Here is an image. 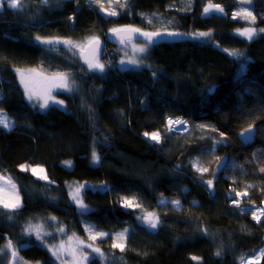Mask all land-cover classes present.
<instances>
[{"label": "trees", "instance_id": "obj_1", "mask_svg": "<svg viewBox=\"0 0 264 264\" xmlns=\"http://www.w3.org/2000/svg\"><path fill=\"white\" fill-rule=\"evenodd\" d=\"M211 2L225 12L205 16L209 0H190V6L189 0H129L124 9L116 3L119 15L108 16L84 0H65L60 9L40 8L41 0H31L34 22H27L26 13L5 6L0 15V111L12 128L0 126V174L16 183L22 207L14 213L0 207V248L11 239L24 261L55 264L35 234L24 232L29 222L43 225L53 216L64 228L63 233L54 227L51 231L58 241L75 234L105 253L107 260L93 258L88 264H239L242 255L247 258L264 248V219L257 223L252 211H240L264 203V33L251 41L239 38L236 30L249 22L232 18L247 5L257 17L251 26L264 28V0ZM125 25L211 35H182L176 43L152 45L141 69L119 72L105 66L100 73L84 65L72 67L80 89L56 95L64 109L51 106L41 112L25 100L14 68L40 65L44 50L36 36L83 41ZM170 116L185 119L187 131L167 133ZM249 124L256 135L244 146L239 135ZM156 131L160 143L143 135ZM93 150L100 158L95 165ZM197 159L208 172L192 167L190 161ZM25 164L43 167L52 183L21 171ZM213 172L209 191L204 181ZM82 183L107 186L83 190L91 209L83 214L68 201L66 189ZM249 184L254 187L248 196H229L232 189L243 191ZM133 195L142 208L122 207L120 198ZM232 199L241 201L240 208ZM173 200L180 201L179 207L172 206ZM145 211L159 216L156 229L137 219ZM86 225L109 234L127 228L125 251L112 248L111 236L90 241ZM0 264L8 263L0 257ZM257 264H264V258Z\"/></svg>", "mask_w": 264, "mask_h": 264}, {"label": "snow or ice", "instance_id": "obj_2", "mask_svg": "<svg viewBox=\"0 0 264 264\" xmlns=\"http://www.w3.org/2000/svg\"><path fill=\"white\" fill-rule=\"evenodd\" d=\"M49 0H42V3L47 4ZM91 3L96 4L99 6L100 11L104 12L108 16H117L119 15V11H117L115 8L112 7L113 3L120 4V0H90ZM77 3H79V0H77ZM105 3H107L108 7H105ZM242 3H250V0H242ZM8 7L12 9H21L23 7L22 0H7ZM189 6H190V0H189ZM4 7V3L0 2V8ZM129 7V0H124L122 4H120V8H128ZM224 13L225 9L221 7L220 4H214L209 0V3L207 6L203 9V14L208 15L210 13ZM155 15V13H153ZM233 19H244L249 22L248 27H244L242 29H237V33L240 36L245 37L247 40L251 41L255 36H257L259 33H264V28L257 29L254 26L255 25L257 17L253 15V10L247 7H240L238 11L234 12L232 14ZM148 23H152V21L149 19ZM110 32L113 36L117 37L119 42L121 44L131 43L133 39L134 34H138L139 36L144 37L146 43L143 45L137 46L135 44L132 45L134 53H146L148 51L149 46L156 43L157 38H160L164 35L170 36V37H177L182 35H189L194 38H207L210 37V32H199V33H178L173 31H144L141 28L132 26V25H125V26H118L113 27L110 29ZM35 40L38 41L41 44L45 45H53V44H63L66 47L76 48L79 49L81 52H83L86 48L89 50L90 55L84 57V61L88 66L89 71H98L100 73H103L105 70V65L100 62L99 60V49H100V39L99 37L92 36L87 38L86 42L83 43H77L72 41L71 39H64L60 37L55 38H42L40 36H36ZM225 51H228L227 49ZM230 55L239 56L241 53L237 51H230ZM121 65H124L125 63L129 65H133L135 67H140L143 64V60L137 57H131L125 60L120 61ZM14 71L17 73L18 79L21 83V85L24 88V93L26 98L29 100L30 103L33 104V107H39L40 109H47L49 108L50 104H56L63 106L64 101L57 99L55 95H53L54 89H59L63 91H72L73 85L75 81L70 80V73L65 72H57L53 73L50 77L43 76L40 73H37L35 69H28L27 71L21 70L20 68H14ZM155 75V73H153ZM35 101V103H33ZM187 121L183 120L182 118H173L168 117L167 118V130L173 131L174 125H186ZM0 126H3L5 129H11L12 127V121L7 117L6 114L0 112ZM199 128H205V127H211L206 125H198ZM213 131H216L215 128H212ZM253 133V125L249 124L247 127L243 129V131L240 132V136L244 138L245 142L250 141ZM143 135L145 137H148L150 140L155 141L156 143H160L162 136L159 131L156 132H144ZM223 136V133H221ZM221 141H217L219 143ZM92 159L94 163L99 162V156L97 155L96 151L93 150L92 152ZM219 159V157H217ZM66 165L71 167V161H65ZM193 168L196 169L199 173H205L208 172V167L204 166V164L201 163L199 159L190 161ZM179 167V166H178ZM220 167V165H218ZM21 171H30L32 175L36 176L38 179H42L45 181H48L49 183H52V181H49V178L45 172V169L41 166L32 167L31 165L25 164L20 165ZM261 172H264V167L260 168ZM212 179H207L204 182L207 184L208 188L211 189L213 187V179L215 178V173H212ZM85 187V185L78 184L75 187L70 186V197L73 200V202L76 204V206L80 209L81 214L89 211L88 206L84 203L83 197H82V189ZM101 187L106 188V185H102ZM254 187V185H246L245 189L243 191H238L235 189H232L229 193V196H235L237 198L239 197H246L249 195L248 189H251ZM161 202H164V198L161 197ZM232 204L240 208V200L239 199H232ZM121 206L128 209H135V208H142V201H138L136 196L133 195L131 197H121L120 198ZM171 204L179 206L180 201L179 200H173L170 201ZM195 203V202H194ZM0 207L7 210L8 212L14 213L17 209L22 207V204L20 202L19 192L17 190L16 183L13 181L12 177L5 176L3 174H0ZM241 214L245 213V209H240ZM259 212V215L257 214ZM264 216V208L256 209L252 211V218L256 220L258 223L261 220V217ZM14 217L12 215L8 216L9 220H12ZM51 220H56V217H50ZM137 219L142 220L147 224V226L150 229H156L160 223L161 220L159 216L155 212H147L145 211V214L142 216L137 217ZM58 232L63 233L64 228L62 226H58L57 228ZM85 231L88 233V239L90 241H95L98 238H104L107 236H111L112 239V248L113 249H119L121 252L125 251V248L127 247V234L128 229L125 228L119 233L115 234H109L103 231H100L96 229L94 225H86ZM205 235L208 234L207 229H203ZM24 232L26 235H33L35 234L36 239L41 241L42 244H45L46 247H48V250L52 253V256L56 258L57 260H60L62 264H69L67 260L64 259V255L67 254L68 256H71L72 258V264H84V262H87L89 259V255L83 252V248H91V251L93 253H96L101 260H106L107 257L105 256V253L99 248L95 247L92 244H86L84 240H80L79 238H76L77 243L75 246L71 244V241L75 237V234H73L72 237L68 238V242L61 241L59 246L56 245H48L46 241H44L43 237L51 235V233L44 231L42 225H33L31 222H29L25 228ZM67 243V246H66ZM19 248L13 243L11 239H8L6 244L0 248V257H9V264H27V261H23L22 257H19ZM10 254V256H9ZM216 256H221L222 251L218 249L215 252ZM264 258V249L260 250V256L255 257L254 259L259 261V259ZM192 260L199 262L200 258L197 256H193ZM240 260L243 261L244 257L243 255L240 257ZM39 264V262H37ZM251 264V261L249 262Z\"/></svg>", "mask_w": 264, "mask_h": 264}, {"label": "rangeland", "instance_id": "obj_3", "mask_svg": "<svg viewBox=\"0 0 264 264\" xmlns=\"http://www.w3.org/2000/svg\"><path fill=\"white\" fill-rule=\"evenodd\" d=\"M64 1L65 0H49V2L47 4H44V3H42V0H41L40 8H49V9H55L56 8V9H60L64 5ZM84 1L87 3L88 6H92V7L93 6H96L98 8V10L100 11V8H99L98 5L91 3L90 0H84ZM30 2H31V0H22L23 7L21 9H13V10L15 12H17V14H19V15H20V13L21 14L26 13V18L28 20L27 22H34V19H33V17H31L30 12H29ZM105 7H108L107 3H105ZM112 7L116 9L117 8L116 7V3H113ZM243 7H247L248 8L247 5H245ZM8 8H10V7H8ZM10 9H12V8H10ZM212 14H222V13L213 12V13L208 14L207 16H210ZM236 34H237L236 35L237 37L246 39L245 37L240 36L238 33H236ZM104 36H105V33L103 34V37L102 38H99L100 40H102V42H105L104 41ZM86 40H84V41H74V42L83 43V42H86ZM144 43H146V42L139 43V42H136V41H133L132 40L131 43H126L125 46L123 47V49H118V48L113 49L114 51H117V52L118 51L125 50V53H126L125 55H122V56H119L116 53L115 54L112 53V55H110L111 59L113 60V65L115 66V68L117 69V71L124 72V71L132 70V69H134V70L141 69L143 67V64L140 67H135V66L129 65L127 63H125L124 65H121L120 61L121 60L127 61V59H129L131 57H137V58L142 59L143 60V63H144V59L147 56L148 52L151 50L152 45L149 46L148 51L146 53H143V54L134 53L133 47H132L133 44H135L137 46H140V45H143ZM39 44L41 45V48L44 50L42 61H41V63H39L40 65L37 68H30V69H35L37 73H40L41 75L47 76V77H50L53 73H57V72L70 73L71 74L70 75V80L75 81L74 85L72 86L73 87V90L69 92V91H63V90H59V89H54L53 90V95L56 96L58 93L59 94L60 93L72 94V92L73 93H76L80 89V87L78 86V84H77V82L75 80L72 67H78V70H79L80 67H81V65H83V62H81L82 61V59H81V51L79 49H76V48H71L70 49L69 47H66L63 44H53V45H45V44H41V43H39ZM108 52L109 51L105 48V50L102 53L105 54V53H108ZM54 57H56L57 60L54 59ZM110 57L108 56V58H105V59L102 58V60H101V56L99 55V60H100L101 63H105V65H107L109 67V66H112V62H111L112 60L110 59ZM21 70L27 71L28 69H21ZM14 76L16 78V81L20 85L22 91L24 92V88L21 85V83H20V81L18 79L17 73L15 71H14ZM24 98H25V100L28 103H30L29 100L26 98L25 93H24ZM57 99H60V98L57 97ZM33 103H35V101ZM30 104L33 107V104L32 103H30ZM51 106L52 107H55V108H59V109H64V105L63 106H60V105H56V104H50L49 107H51ZM35 108L37 110L41 111V112L46 110V109H40L38 106L35 107ZM183 120H185V119H183ZM1 127H3V126H1ZM187 129H188V123H187L186 130L185 131L183 130V131L186 132ZM92 163L94 165L96 164L93 161H92ZM228 167H227V169H228ZM82 184L85 185V187L82 189V192L86 188L88 190H91V191H100V190H98V188H103L101 186L102 185H106V184H101L98 187H96L95 185H91V184H85V183H82ZM70 186L75 187L76 184H69V185L66 186V189H67L68 193H70V190H71L70 189ZM68 201H70V203L73 206H75L76 210L79 213H81L80 209L73 202V200L71 199V197H70L69 194H68ZM20 202H21V198H20ZM172 206H174L175 208L176 207H179V206H176V205H173V204H172ZM261 208H264V203H263L262 207H260L259 209H261ZM88 209H89V211H87L85 213H88V212L91 211V209L89 207H88ZM254 210H256V209H254ZM257 214L259 215V212ZM263 219H264V216L261 217V220L260 221H262ZM254 221L257 222L256 220H254ZM44 222H46V221H44ZM39 225H42V223L39 224ZM42 226L47 228V232L51 233L53 227L55 229H57L59 225L56 222H54V221L48 220ZM72 236L73 235L68 236L67 238H65L62 241L68 242V238L69 237H72ZM76 238H78V237L75 236L73 238V240L71 241V244L73 246H75L76 243H77ZM43 239H44V241H46V243L48 245H56V246H59V244L61 243V241H58L57 240V236H52V233H51V235L44 236ZM38 242H40V244L43 245L46 250H48V247H46L45 244H42L41 241H39V240H38ZM66 246H67V243H66ZM83 252L89 255L88 261L87 262H84V264H88V262L90 261V259H93V258H97V259L101 260V258L96 253H93L91 251V248H83ZM50 254L52 255L51 252H50ZM18 255H19V253H18ZM9 256H10V254H9ZM259 256H260V251L256 252L255 254H253L250 257L244 258L243 261L240 260V263L239 264H249L250 261H251V264H257L260 261V259L257 262V260L254 259V258L255 257H259ZM19 257H21V256H19ZM2 259H3V262L4 263H5V259H6L7 263L9 264V257H2ZM64 259L67 260L69 262V264H72V258H71V256H68L67 254H65L64 255ZM53 261H54L55 264H62V262L60 260H57L54 257H53ZM18 264H19V262H18ZM27 264H32V263L27 262Z\"/></svg>", "mask_w": 264, "mask_h": 264}, {"label": "water", "instance_id": "obj_4", "mask_svg": "<svg viewBox=\"0 0 264 264\" xmlns=\"http://www.w3.org/2000/svg\"><path fill=\"white\" fill-rule=\"evenodd\" d=\"M0 2H3L4 3V7L3 8H0V15H1L2 13H4L5 6L7 5V0H0ZM132 40L133 41H136V42H146L145 39H144V37L139 36L138 34H134ZM179 40H180V36L170 37V36L164 35V36H162L160 38H157L156 43L153 44V45L155 46V45H163V44H173V43L178 42ZM106 45H113V46H117V47H122L123 48V46L125 44H121L119 42L118 38L115 37V36H113L112 33L109 32L106 35V41L100 43V49H99L98 56H99L100 53H102L104 51ZM89 55H90V53H89V50L87 48L83 52H81V58L83 60L82 62L85 63L84 57L89 56ZM255 135H256V130H255V128H253V133H252V137L253 138L250 141L245 142L244 138L241 137L240 135H239V140L244 144V146L245 145H250V144L253 143L254 138H255ZM224 164H225V160H223L221 162L220 167L218 168V172H220V170L222 169V167L224 166ZM211 190H212V188L209 189V191H211Z\"/></svg>", "mask_w": 264, "mask_h": 264}, {"label": "bare ground", "instance_id": "obj_5", "mask_svg": "<svg viewBox=\"0 0 264 264\" xmlns=\"http://www.w3.org/2000/svg\"><path fill=\"white\" fill-rule=\"evenodd\" d=\"M89 8H90V6H88ZM93 7L91 6V9H92ZM3 14V13H2ZM110 32V31H109ZM109 32H107V33H109ZM107 33H105V36H104V41H106V35H107ZM89 37H92V36H88V37H84L83 38V41L84 40H86L87 38H89ZM101 42H102V40H100ZM108 46L111 48V49H116V48H118V49H123L122 47H117V46H113V45H106L105 46V48L108 50ZM125 46V45H124ZM123 46V47H124ZM105 50V49H104ZM112 53L113 54H115V53H119V54H121V56L122 55H125L126 53H125V50H122V51H110V52H108V53H105V56H107L106 58H108V56L110 57V55H112ZM120 56V55H119ZM82 59V58H81ZM110 59H111V57H110ZM112 60V59H111ZM83 61V60H82ZM81 61V62H82ZM112 62V66H109V67H111L112 69H116L115 68V66L113 65V60L111 61ZM83 65L84 66H86V67H88L84 62H83ZM105 65V64H104ZM105 66H107V65H105ZM108 67V66H107ZM117 70V69H116ZM95 72H98V71H95ZM24 93V92H23ZM1 94H2V92H1V90H0V96H1ZM0 101H1V99H0ZM4 106H0V108H3ZM0 112H2V111H0ZM3 113V112H2ZM12 128V127H11ZM5 129V128H4ZM165 129L167 130V120H166V124H165ZM5 130H9V129H5ZM185 133L182 129H179V128H175L174 127V130L173 131H168L167 130V133ZM20 196V195H19ZM247 212H248V210H249V207L247 206V207H245L244 208Z\"/></svg>", "mask_w": 264, "mask_h": 264}, {"label": "built area", "instance_id": "obj_6", "mask_svg": "<svg viewBox=\"0 0 264 264\" xmlns=\"http://www.w3.org/2000/svg\"><path fill=\"white\" fill-rule=\"evenodd\" d=\"M173 127H175V128H179V129H182V130H186V128H187V124L186 125H174ZM254 209H259V208H256V207H249V210L250 211H252V210H254Z\"/></svg>", "mask_w": 264, "mask_h": 264}, {"label": "crops", "instance_id": "obj_7", "mask_svg": "<svg viewBox=\"0 0 264 264\" xmlns=\"http://www.w3.org/2000/svg\"><path fill=\"white\" fill-rule=\"evenodd\" d=\"M21 88V87H20Z\"/></svg>", "mask_w": 264, "mask_h": 264}]
</instances>
